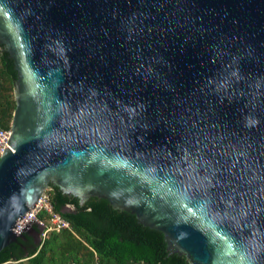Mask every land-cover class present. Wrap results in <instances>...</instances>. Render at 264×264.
Instances as JSON below:
<instances>
[{"label":"water","instance_id":"1","mask_svg":"<svg viewBox=\"0 0 264 264\" xmlns=\"http://www.w3.org/2000/svg\"><path fill=\"white\" fill-rule=\"evenodd\" d=\"M0 43V250L51 183L188 264H264V0H0Z\"/></svg>","mask_w":264,"mask_h":264},{"label":"trees","instance_id":"2","mask_svg":"<svg viewBox=\"0 0 264 264\" xmlns=\"http://www.w3.org/2000/svg\"><path fill=\"white\" fill-rule=\"evenodd\" d=\"M17 70L0 43V127L8 129L16 102ZM52 210L69 222V227L50 229L37 242L41 225L34 221L30 231L0 250V264H188L184 256L169 253L163 233L141 224L134 214L113 208L106 199L90 197L83 205L78 198L48 186ZM47 227L50 215L36 212Z\"/></svg>","mask_w":264,"mask_h":264},{"label":"built area","instance_id":"3","mask_svg":"<svg viewBox=\"0 0 264 264\" xmlns=\"http://www.w3.org/2000/svg\"><path fill=\"white\" fill-rule=\"evenodd\" d=\"M10 131H11L10 128L5 129V128H1L0 127V155L4 151L6 143L8 141L9 136H10ZM39 210H46L49 213V215H50V224H49V226L46 227L43 224L42 221H40V220H38L36 218V212L39 211ZM29 214H32V219L31 220H36L37 222L42 224L43 227H44V230H43V232H42V234L40 236L41 239H44V237L46 236L47 231L50 230V229L59 230L61 228L69 227V222L67 220H65L59 213L54 212L52 210L51 204L49 203L48 196L46 194H42L39 197V199L37 200V202L35 204V207L31 210V212ZM24 218H25V216L19 220L17 226L15 227L16 228V230H15L16 232H18L28 222V221H23Z\"/></svg>","mask_w":264,"mask_h":264},{"label":"rangeland","instance_id":"4","mask_svg":"<svg viewBox=\"0 0 264 264\" xmlns=\"http://www.w3.org/2000/svg\"><path fill=\"white\" fill-rule=\"evenodd\" d=\"M48 187H46V188H44V190H43V193L42 194H46L47 196H48V189H47ZM41 194V195H42ZM27 218H24L23 219V221H29V220H31L32 219V215L31 214H28L27 216H26ZM19 222V221H18ZM18 222H17V224H18ZM23 225V224H22ZM21 225V226H22ZM21 228V227H20ZM18 230V229H17ZM43 230H44V228H43ZM43 230H42V232H43ZM42 232H41V234H42Z\"/></svg>","mask_w":264,"mask_h":264},{"label":"bare ground","instance_id":"5","mask_svg":"<svg viewBox=\"0 0 264 264\" xmlns=\"http://www.w3.org/2000/svg\"><path fill=\"white\" fill-rule=\"evenodd\" d=\"M29 213H30V212H26V213H25V215H24L25 218H27L26 216H27ZM31 215H32V214H31ZM19 220H20V219H18L17 222H18ZM17 222H16V226H17ZM14 230H16V228H15Z\"/></svg>","mask_w":264,"mask_h":264}]
</instances>
